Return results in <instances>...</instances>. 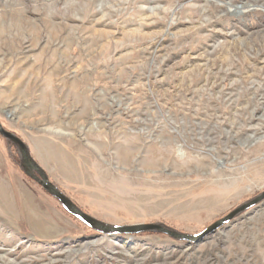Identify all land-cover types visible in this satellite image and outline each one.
<instances>
[{
  "label": "rangeland",
  "instance_id": "1",
  "mask_svg": "<svg viewBox=\"0 0 264 264\" xmlns=\"http://www.w3.org/2000/svg\"><path fill=\"white\" fill-rule=\"evenodd\" d=\"M0 123L91 217L201 233L264 191V0H0ZM0 264H264V199L104 234L0 137Z\"/></svg>",
  "mask_w": 264,
  "mask_h": 264
},
{
  "label": "water",
  "instance_id": "2",
  "mask_svg": "<svg viewBox=\"0 0 264 264\" xmlns=\"http://www.w3.org/2000/svg\"><path fill=\"white\" fill-rule=\"evenodd\" d=\"M0 137L7 141L9 144L15 147L19 156V167L21 168L23 174L38 184L41 189L55 199L59 205L72 217H75L80 222L86 224L92 229L104 233H141V232H157L168 235L175 240H186V241H197L204 237L207 233L214 231L216 228L220 227L222 224L228 222L238 213H241L248 208L256 205L264 199V191L259 196L254 199L247 201L232 211L221 219L215 221L207 228H205L201 233L190 235L186 233L177 232L173 229L166 227L161 223H140L133 225H109L102 221H99L90 215L83 212L79 207H77L63 192H61L56 185H54L45 174L43 169L36 163V161L31 157L26 144L15 134L5 130L0 123Z\"/></svg>",
  "mask_w": 264,
  "mask_h": 264
},
{
  "label": "bare ground",
  "instance_id": "3",
  "mask_svg": "<svg viewBox=\"0 0 264 264\" xmlns=\"http://www.w3.org/2000/svg\"><path fill=\"white\" fill-rule=\"evenodd\" d=\"M249 1H250V2H253V1H254V2H255V0H249ZM231 2H233V0H231Z\"/></svg>",
  "mask_w": 264,
  "mask_h": 264
},
{
  "label": "trees",
  "instance_id": "4",
  "mask_svg": "<svg viewBox=\"0 0 264 264\" xmlns=\"http://www.w3.org/2000/svg\"><path fill=\"white\" fill-rule=\"evenodd\" d=\"M54 184V183H53ZM55 185V184H54ZM55 200V199H54ZM56 201V200H55ZM57 202V201H56ZM58 203V202H57ZM59 204V203H58Z\"/></svg>",
  "mask_w": 264,
  "mask_h": 264
},
{
  "label": "crops",
  "instance_id": "5",
  "mask_svg": "<svg viewBox=\"0 0 264 264\" xmlns=\"http://www.w3.org/2000/svg\"><path fill=\"white\" fill-rule=\"evenodd\" d=\"M34 159V158H33ZM38 163V162H37ZM39 165V164H38Z\"/></svg>",
  "mask_w": 264,
  "mask_h": 264
}]
</instances>
